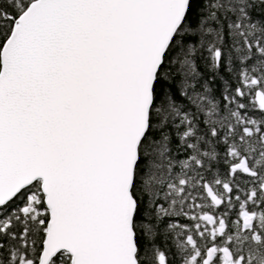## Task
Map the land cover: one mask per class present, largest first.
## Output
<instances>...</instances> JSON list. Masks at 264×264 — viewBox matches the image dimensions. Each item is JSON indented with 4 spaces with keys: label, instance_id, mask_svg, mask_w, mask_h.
Listing matches in <instances>:
<instances>
[{
    "label": "snow or ice",
    "instance_id": "snow-or-ice-1",
    "mask_svg": "<svg viewBox=\"0 0 264 264\" xmlns=\"http://www.w3.org/2000/svg\"><path fill=\"white\" fill-rule=\"evenodd\" d=\"M0 264H264V0H0Z\"/></svg>",
    "mask_w": 264,
    "mask_h": 264
}]
</instances>
